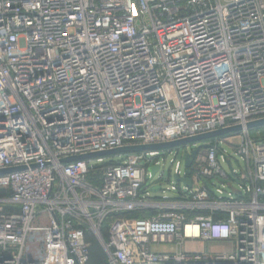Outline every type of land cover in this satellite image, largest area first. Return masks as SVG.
Listing matches in <instances>:
<instances>
[{"label":"built area","instance_id":"built-area-1","mask_svg":"<svg viewBox=\"0 0 264 264\" xmlns=\"http://www.w3.org/2000/svg\"><path fill=\"white\" fill-rule=\"evenodd\" d=\"M263 119L264 0H0V170L24 168L0 177V264H90L89 236L100 264H264Z\"/></svg>","mask_w":264,"mask_h":264},{"label":"rangeland","instance_id":"rangeland-1","mask_svg":"<svg viewBox=\"0 0 264 264\" xmlns=\"http://www.w3.org/2000/svg\"><path fill=\"white\" fill-rule=\"evenodd\" d=\"M260 133L264 134V127H260ZM255 134H256L255 131L251 130V135L255 136ZM239 144H240L239 137L235 136V135H231L226 140L225 148L228 151V154L231 155L241 165L242 164L241 160L239 159V157L234 156V151H233V148L238 147ZM189 150H190V146H185V147L181 148V153L185 154V152H187ZM159 151H161V153H162V150H159ZM163 157L164 156H160L161 170L158 172L157 178L161 175V173H163V179L160 182V186L163 190H166V188L170 186V183L168 182L169 172L171 173V175L169 177V181H171V182L174 181V178H173L174 165L170 164V160L173 158L172 156H169L168 154H166V157L165 158H163ZM102 159H103L104 163H114L115 164V163L120 162L123 159V155L103 157ZM90 163H91V165H96V166L98 165L96 162V159H90ZM232 165L234 167H237L234 160H232ZM223 169L228 174H230L228 165H226V164L223 165ZM150 191H151V189H150ZM151 196L156 197V198H160L162 196V193H160V192L151 193ZM45 224H46L45 221H44V223H41V225H45ZM89 241L91 242V244L93 246L92 260L94 263H96L99 260L103 259V255L100 253L99 248H98V244L95 241V239H89ZM26 246L29 248V250L25 251V254L28 257L34 259L36 257L38 245H31V244L27 243ZM155 250H157L159 252H174L177 250V248L175 246H158V247H155ZM183 250L186 252L207 253V254L211 255V254H215V253L229 252L231 250V246H229L227 244H221V243L203 244L200 242H194V243L185 244L183 246Z\"/></svg>","mask_w":264,"mask_h":264},{"label":"water","instance_id":"water-1","mask_svg":"<svg viewBox=\"0 0 264 264\" xmlns=\"http://www.w3.org/2000/svg\"><path fill=\"white\" fill-rule=\"evenodd\" d=\"M260 127H264V119L260 121L252 122L246 125V129H256ZM240 130H241V127L236 126V127H231L225 130H220L217 132H213V133H209V134H205V135H201V136H197V137L189 138L185 140H180V141H176L172 143L158 144V145H145V146H128V147L114 149V150L103 152V153H94V154H88V155L81 156V157L69 158V159L63 160V162L67 163V162H73V161H78V160L97 159V158L124 155V154H130V153H140V152H150V151L170 149V148L185 146L188 144L202 143L212 138L229 135L233 132H238ZM207 147H208L207 144H200L196 150L191 152V154L186 155L185 167L188 169L191 166L192 160L197 154L199 149L207 148ZM23 169L24 168H11V169H6V170H0V177L23 170ZM157 170H158V166L155 165L149 169V172L153 176ZM187 175H189V171H187ZM175 179L178 181H181L188 187L191 186V182L188 178H185V179L175 178ZM157 190L158 188L154 189V191H157Z\"/></svg>","mask_w":264,"mask_h":264},{"label":"trees","instance_id":"trees-1","mask_svg":"<svg viewBox=\"0 0 264 264\" xmlns=\"http://www.w3.org/2000/svg\"><path fill=\"white\" fill-rule=\"evenodd\" d=\"M4 197H7V192L1 190V191H0V198H4ZM89 239H93V238H92L91 236H89ZM92 249H93V246H92ZM91 253H93L92 250H91ZM92 255H93V254H92ZM102 261H103V259H102V260H99V261L96 262V263H94L93 260H91V263H90V264H100V263H102Z\"/></svg>","mask_w":264,"mask_h":264}]
</instances>
